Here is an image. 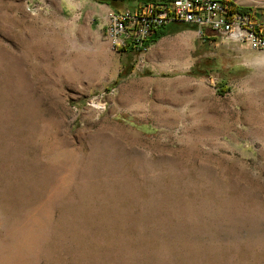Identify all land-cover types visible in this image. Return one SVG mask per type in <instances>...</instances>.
<instances>
[{
	"label": "rangeland",
	"instance_id": "rangeland-1",
	"mask_svg": "<svg viewBox=\"0 0 264 264\" xmlns=\"http://www.w3.org/2000/svg\"><path fill=\"white\" fill-rule=\"evenodd\" d=\"M41 1L0 0V264H264V48Z\"/></svg>",
	"mask_w": 264,
	"mask_h": 264
},
{
	"label": "built area",
	"instance_id": "built-area-1",
	"mask_svg": "<svg viewBox=\"0 0 264 264\" xmlns=\"http://www.w3.org/2000/svg\"><path fill=\"white\" fill-rule=\"evenodd\" d=\"M232 0H153L136 10L125 9L109 14L104 38L116 51L141 53L150 49V39L172 23L195 27L201 38L207 31L234 41L245 42L253 49H263L259 33L264 31L261 21L233 8ZM119 53V52H118Z\"/></svg>",
	"mask_w": 264,
	"mask_h": 264
},
{
	"label": "crops",
	"instance_id": "crops-1",
	"mask_svg": "<svg viewBox=\"0 0 264 264\" xmlns=\"http://www.w3.org/2000/svg\"><path fill=\"white\" fill-rule=\"evenodd\" d=\"M59 2L61 5V9H68L73 13V8L79 12V18L84 17L88 20V22H92V24L96 21H99V27L104 33V28L106 27L108 23V17L109 14L112 12H121L127 8H118L116 11L115 9L109 7L106 4H100L93 0H42V5L45 8H51L54 3ZM132 2H135L136 0H131ZM264 0H232V2L238 7L243 8L247 10H253L256 12V19L259 21L263 18V8H262V2ZM153 0H137L136 6L133 8V10H136L138 8L144 7L150 3H152ZM64 11V10H63ZM182 25L180 24H169L168 26H165L164 28L160 29L159 31L165 32L169 29L172 32H174V36H170V38L167 41L163 42H170V40H177L178 38L183 39V43H185L186 47H189V44L187 43V37L184 35L186 33V29L180 30V27ZM193 30V29H192ZM176 31V32H175ZM196 31V30H193ZM188 32V31H187ZM163 36V37H164ZM168 36V35H167ZM209 37V36H207Z\"/></svg>",
	"mask_w": 264,
	"mask_h": 264
},
{
	"label": "trees",
	"instance_id": "trees-1",
	"mask_svg": "<svg viewBox=\"0 0 264 264\" xmlns=\"http://www.w3.org/2000/svg\"><path fill=\"white\" fill-rule=\"evenodd\" d=\"M93 1H96L100 4H106L108 5L109 7L115 9L116 11L118 10V8L127 3V2H130L131 0H93ZM114 6H118V7H114ZM233 8L235 10H237L239 13L241 14H248L250 16H252L254 19H256V12L253 11V10H247V9H243V8H238L237 6H233ZM190 29V28H189ZM195 30V29H193ZM261 39L264 41V31L262 33H259ZM164 36V32H161V31H155L152 36H151V39H150V46H152L154 43H156L159 39H161L162 37ZM204 40H210L211 37H205L203 38ZM119 53H126V54H131V50H123L122 52L121 51H118Z\"/></svg>",
	"mask_w": 264,
	"mask_h": 264
},
{
	"label": "bare ground",
	"instance_id": "bare-ground-1",
	"mask_svg": "<svg viewBox=\"0 0 264 264\" xmlns=\"http://www.w3.org/2000/svg\"><path fill=\"white\" fill-rule=\"evenodd\" d=\"M187 50L188 49L185 43H183L182 38L170 40V42H162V44L159 46V52H165L170 55L174 61V64L181 67L187 64Z\"/></svg>",
	"mask_w": 264,
	"mask_h": 264
}]
</instances>
